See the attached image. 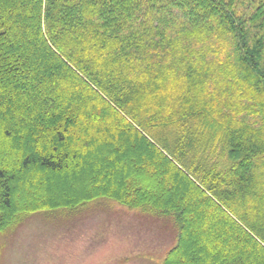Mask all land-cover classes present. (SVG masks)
<instances>
[{"label":"trees","instance_id":"trees-1","mask_svg":"<svg viewBox=\"0 0 264 264\" xmlns=\"http://www.w3.org/2000/svg\"><path fill=\"white\" fill-rule=\"evenodd\" d=\"M103 201L264 264V0H0V235Z\"/></svg>","mask_w":264,"mask_h":264},{"label":"rangeland","instance_id":"rangeland-1","mask_svg":"<svg viewBox=\"0 0 264 264\" xmlns=\"http://www.w3.org/2000/svg\"><path fill=\"white\" fill-rule=\"evenodd\" d=\"M102 203L61 222L30 215L17 230L0 235V264H162L175 243L170 222Z\"/></svg>","mask_w":264,"mask_h":264}]
</instances>
